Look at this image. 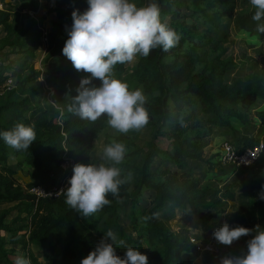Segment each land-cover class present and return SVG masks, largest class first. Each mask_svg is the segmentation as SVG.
Wrapping results in <instances>:
<instances>
[{"label": "trees", "instance_id": "obj_1", "mask_svg": "<svg viewBox=\"0 0 264 264\" xmlns=\"http://www.w3.org/2000/svg\"><path fill=\"white\" fill-rule=\"evenodd\" d=\"M17 1L19 9L15 12L0 8V28L5 30V36L0 39V56L22 53L17 63H0V86L10 77L15 79L14 87L0 93V132L24 123L34 128L36 140L28 149L16 150L0 137V203H16L15 207L19 209L17 219H21L17 230L28 228V239L22 243L29 261L38 263L30 251L32 244L43 249L52 264H81L82 259L99 244L94 229L104 216L107 217L106 231H113L121 242L125 234L119 230V212L131 202L134 229L139 231L140 240L144 238L149 244L145 253L148 262L185 264L183 254L197 246L191 241L190 230L184 226L174 231L168 224L171 218H160L159 211L169 204L172 209H190L206 222L215 214L206 215L203 209L222 213L227 203L236 199L231 182L225 181L215 189L204 186L194 176L189 162L207 161L205 149L212 143L215 127H227L235 132L232 118L244 124L252 123L250 111L258 100L264 99V69L260 74L250 73L226 81L225 76L238 64L231 56L207 58L206 51L199 52L196 45L191 46L197 37V26L187 22L188 15L183 11L186 6L192 11L189 15L201 16L217 26L219 21L215 19L220 20L234 12L238 1L152 0L160 9L161 20L180 35L179 43L168 51L155 48L147 57L138 56L127 78L124 77L127 63L117 64L113 74L126 82L130 90L142 87L150 95L145 105L150 120L145 127L154 128L153 138L147 150L135 147V159L128 164V168L133 169V189L122 184L118 198L109 193L111 203L87 218L65 203L64 194L56 198L43 197L23 188L18 183L17 169L12 167L9 159L11 155L19 157L18 165L25 166L32 178L29 185L43 184L48 189L62 175H73L76 164H92L94 139L106 116L90 122L67 110L77 95H67V86L79 84L81 78L90 74L77 71L63 55L72 12L76 9L84 12L88 8V0H55V6L49 10L56 17L52 21V31L47 33L30 13L39 12L42 0ZM144 1L134 0L138 7L146 6ZM44 34L48 38L45 45L49 44V50L41 71L35 69L34 58L44 44ZM7 47L9 52L5 50ZM58 76L63 81L54 82L53 78ZM93 83L98 86L100 81ZM255 114L264 123V109L257 108ZM261 140L256 136L236 134L232 144L243 152L260 144ZM64 154L74 160V166L66 172L59 169ZM155 159L161 163L153 169ZM163 161L173 163L176 169L164 166ZM236 168L259 175L264 171V148L254 163ZM257 183L264 190V178H261L251 181L250 191ZM145 189L155 192L153 206L143 211L139 218L135 206ZM7 213L0 214V264H15L9 258L6 245L10 241L18 242L19 234L15 230L10 239L3 233L12 231L10 222L6 221ZM261 214L264 216V209ZM255 235L252 234L253 237ZM140 240L136 244L141 247ZM69 253L78 261L65 263ZM224 257L229 256L207 251L203 257L204 264H221Z\"/></svg>", "mask_w": 264, "mask_h": 264}, {"label": "clouds", "instance_id": "obj_2", "mask_svg": "<svg viewBox=\"0 0 264 264\" xmlns=\"http://www.w3.org/2000/svg\"><path fill=\"white\" fill-rule=\"evenodd\" d=\"M250 4L255 10L252 19H264V0H250ZM67 31L63 55L77 71L90 74L81 78L78 94L67 110L90 122L107 116L108 125L120 134L145 127L150 120L146 95L141 88L130 90L126 82L114 77L113 70L117 64L147 57L155 48L168 51L179 43L180 35L161 20L158 5L153 2L138 7L134 0H88L84 12H72V24ZM257 31L264 33V24L258 23ZM96 80L100 81L98 86L93 83ZM0 137L9 147L26 150L36 140V132L32 126L17 123L0 132ZM126 151L124 143L113 140L103 150V158L109 164H76L70 186L62 191L65 203L87 218L111 203L109 193L118 198L120 186L132 179L131 172L122 176L117 167L123 163ZM260 196L264 199V192ZM252 231L225 223L213 236L227 246ZM255 231L245 255L224 257L221 264H264V231L258 227ZM116 241L117 235L109 230L81 264H148V256L134 248H128L124 258L118 256ZM15 264L30 262L18 257Z\"/></svg>", "mask_w": 264, "mask_h": 264}, {"label": "rangeland", "instance_id": "obj_3", "mask_svg": "<svg viewBox=\"0 0 264 264\" xmlns=\"http://www.w3.org/2000/svg\"><path fill=\"white\" fill-rule=\"evenodd\" d=\"M238 7L236 10L222 19H215L218 22V25L212 23L210 20H204L201 16L198 15H189L191 14V9L184 7V13L188 16L186 20L189 24L197 26V37L194 43L190 45H196L198 51H206V57L212 56H221L223 58L231 56L233 60L238 64V67L232 70L225 76L226 81H231L233 77L237 76H246L247 74L254 73L260 74L264 69V33L257 31V24H264V19L257 22L252 19L254 14V8L250 4V0H237ZM145 5L152 3V0H145L143 2ZM19 2L17 0H0V8L7 9L10 12L17 11L19 9ZM55 6V0H42L39 12L34 14V17L37 18L43 28L47 33L52 31L53 24L52 21L55 19V13L51 12L49 8ZM21 12V14H23ZM5 36V30L3 27L0 28V39ZM9 52L8 47L5 49ZM49 50V44L41 46L36 52L34 58V66L36 70L43 71V61L46 57V52ZM22 57V53L18 54H2L0 56V63L5 65L11 64L12 62L17 63V60ZM138 57L131 63H127V69L124 73V77L127 78L133 71ZM54 82L63 81L61 76L53 78ZM7 82V81H6ZM4 83L0 86V93L2 94L6 89H9L7 86L11 85V88L15 83ZM79 84L72 86H67V95H76L77 88ZM147 99L150 98V95L140 87ZM52 89V88H51ZM135 90V89H134ZM49 95V93H48ZM257 108L264 109V99L258 100L250 111V117L252 120L251 124H244L241 121L232 118V125L235 129L237 135H249L256 136L264 140V123L261 122L260 118L256 116L255 110ZM205 116L202 115V118ZM107 116L104 119L103 125L100 127L95 139L94 147L91 153L92 164L99 165L101 163L109 164L108 161L103 158V150L106 145L110 144L113 140L122 142L126 146V155L122 164L117 165L122 170V176H127L129 172L132 173V179L130 182L125 183L129 189L134 187V174L133 169L128 168L130 160L135 159L134 149L136 146H139L143 149H148L149 142L153 138L154 128L152 126L143 127L139 130H131L127 134H120L116 130L112 129L107 123ZM220 128L215 127L212 143L205 149V158L206 162H199L191 160L189 162L190 166L193 168L194 176L198 177L204 186H209L212 189L220 188L225 181H229L232 184V190L236 193V199L229 201L225 208H223L222 213H216L214 209H203V213L206 215H214V217L206 222L199 216L191 212L190 209L184 211L183 209L177 207L173 208L167 204L163 209L159 211V217L162 219H167L168 224L174 231L180 230L182 227L186 226L190 230L191 236H195L199 241L201 246L210 245L213 250L210 252H218L219 255H228V256H242L247 253L248 241H250L253 236L256 234L255 229L258 227V230L264 231V216L261 214L264 209V199L261 198L260 194L264 192L260 188L259 184L255 186L253 191H250L249 185L252 180L264 178V171L259 175L255 176L252 173H244L242 169H237L236 166H233L230 163L221 162L220 155L223 152V144L228 141L234 142V130L230 128ZM129 156V158L127 157ZM19 157L11 155L9 163L12 167L17 169V179L18 183L25 189H29L32 185V178L28 174L27 168L25 166L21 167L18 165ZM212 162H210V161ZM214 164L213 167L208 163ZM158 163H161L159 159H155L153 164V169L156 168ZM164 166H170L173 169H176V166L173 163L163 161ZM235 165V164H234ZM259 182V181H258ZM70 186V185H69ZM251 186V185H250ZM155 192L152 189H145L143 195L140 197V201L137 206V216L142 217L143 211H148L153 206V199ZM15 202H5L0 203V214L8 211L6 214V221L10 222L12 231L3 232L7 237H10L11 234H15L17 226L19 225L21 219L19 217V209L15 207ZM132 203H128L120 212H119V230L124 232L122 236V241H117L114 243L116 248V254L121 258L125 257V253L128 248H134L140 250L142 253L148 251V245L145 242V239L140 240L139 231H135L133 226V214L131 213ZM25 214V213H24ZM25 216V215H22ZM106 220L107 217H101L98 221V227L94 229L95 238L100 243L104 239L106 231ZM225 223H228L232 227L244 226L249 229H253L249 235L241 237L239 240L234 241L231 245H223L218 243L213 233ZM143 231V228L140 227ZM28 228L24 230H17L19 234L18 242L10 241L6 248L9 251V258L15 263V260L18 257H24L28 261V253L25 249L22 240L28 239ZM198 236V237H197ZM11 239V237H10ZM133 239V240H132ZM140 240L141 247L136 244V241ZM109 242V241H108ZM111 243V242H109ZM30 251L37 258L38 263H34L32 260L29 261L30 264H52L49 262L46 252L39 248L36 245L30 244ZM204 254L205 252L199 250L196 246L190 252L183 254V259L185 264H204ZM70 257L65 263H70L78 261L74 257H71V253L68 254Z\"/></svg>", "mask_w": 264, "mask_h": 264}, {"label": "built area", "instance_id": "obj_4", "mask_svg": "<svg viewBox=\"0 0 264 264\" xmlns=\"http://www.w3.org/2000/svg\"><path fill=\"white\" fill-rule=\"evenodd\" d=\"M30 13L32 16H34L35 14L32 11ZM44 35L45 36H43V41H44L43 45H45L48 42V38L46 34ZM7 82L15 83V79L10 77L7 79ZM7 87L10 89L11 85ZM263 148H264V140H261L260 144L251 148H246L243 152H239V150L231 142L226 141L223 144L224 150L220 155V161L230 163L233 165L235 164V166L237 167L249 166L252 163H254V161L258 158ZM62 158H63V162L60 164L59 169H62L64 172H66L68 169L74 166V160L73 158L68 157L66 154H64ZM71 176L72 175H62L60 179L57 181V183L49 189L43 184L35 183L30 188V192L43 197H55V198L59 197L62 194H64L62 191L66 190L67 187H69V180ZM191 241L197 245L199 250H202L204 252L213 250V248L209 244L201 246L195 236H191ZM148 264H152V263L148 262Z\"/></svg>", "mask_w": 264, "mask_h": 264}, {"label": "crops", "instance_id": "obj_5", "mask_svg": "<svg viewBox=\"0 0 264 264\" xmlns=\"http://www.w3.org/2000/svg\"><path fill=\"white\" fill-rule=\"evenodd\" d=\"M222 128H220L219 130H221Z\"/></svg>", "mask_w": 264, "mask_h": 264}]
</instances>
